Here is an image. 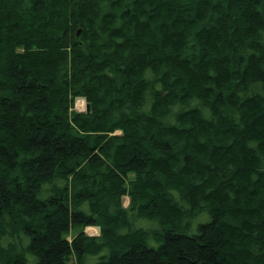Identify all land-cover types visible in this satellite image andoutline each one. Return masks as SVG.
I'll list each match as a JSON object with an SVG mask.
<instances>
[{
  "label": "trees",
  "instance_id": "16d2710c",
  "mask_svg": "<svg viewBox=\"0 0 264 264\" xmlns=\"http://www.w3.org/2000/svg\"><path fill=\"white\" fill-rule=\"evenodd\" d=\"M0 264H264V0H0Z\"/></svg>",
  "mask_w": 264,
  "mask_h": 264
},
{
  "label": "rangeland",
  "instance_id": "374dc122",
  "mask_svg": "<svg viewBox=\"0 0 264 264\" xmlns=\"http://www.w3.org/2000/svg\"><path fill=\"white\" fill-rule=\"evenodd\" d=\"M80 100H84V99H82V98L76 99L75 109L78 111H85L86 110V100H84L83 104H80V102L78 103V101H80ZM123 203H124V206H128L130 203V198L128 196H125L123 198ZM85 231L87 234L92 235V236H98L100 234V230L96 226H88L85 229Z\"/></svg>",
  "mask_w": 264,
  "mask_h": 264
},
{
  "label": "water",
  "instance_id": "95a60500",
  "mask_svg": "<svg viewBox=\"0 0 264 264\" xmlns=\"http://www.w3.org/2000/svg\"><path fill=\"white\" fill-rule=\"evenodd\" d=\"M78 98H84V97H78ZM77 98V99H78ZM85 99V98H84ZM86 100V99H85ZM86 111H90V104L86 102ZM99 230L101 229L100 226H96Z\"/></svg>",
  "mask_w": 264,
  "mask_h": 264
},
{
  "label": "bare ground",
  "instance_id": "6f19581e",
  "mask_svg": "<svg viewBox=\"0 0 264 264\" xmlns=\"http://www.w3.org/2000/svg\"><path fill=\"white\" fill-rule=\"evenodd\" d=\"M83 99V98H82ZM85 100V99H84ZM84 100H80L78 101V103L80 102V104H83L84 103Z\"/></svg>",
  "mask_w": 264,
  "mask_h": 264
}]
</instances>
